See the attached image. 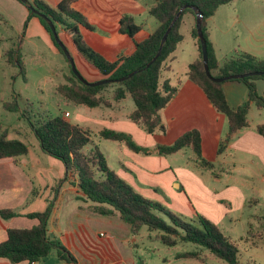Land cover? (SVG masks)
<instances>
[{
    "label": "crops",
    "instance_id": "crops-1",
    "mask_svg": "<svg viewBox=\"0 0 264 264\" xmlns=\"http://www.w3.org/2000/svg\"><path fill=\"white\" fill-rule=\"evenodd\" d=\"M43 1L52 7H56L60 2ZM155 2L156 0H74L72 7L81 13L91 26V29L80 26L85 42L94 51L115 60L119 56L130 54L134 48V40L141 41L155 28L156 25L143 30V24L136 21L142 16L148 20V10ZM0 13L4 16L0 26L4 22V27H8L9 31L14 33L12 36L0 31V61L4 59L5 53L2 43L6 42L10 49L9 42L11 43L12 37L20 39V43L25 40L30 44L38 39L54 55H60L50 33L37 17L32 16L29 19L28 26L23 32L28 8L20 1L0 0ZM123 15L131 16L135 24H141L140 31L133 37L119 30V22ZM261 26H264V21ZM207 27L209 39L218 59L240 51L264 59V36L255 38L252 47L247 45L244 47L240 43L231 45L225 44L223 39L214 34V27L210 25ZM254 33L259 32L250 31L249 36ZM59 37L72 55L78 71L87 76L89 78L87 80H100L102 78L100 73L80 56L67 34L59 30ZM191 39L195 53L192 55L189 50L190 57L184 61V68L178 70L174 65L179 61L177 53L182 40L176 46L173 59L166 63L167 68L161 74V82L168 80L169 84L176 88L172 99L159 112L164 131L158 130L150 134L132 120H127L128 113L121 117L118 114L120 102H114L111 107H104L109 109L110 113L100 112L101 119L97 122L104 124L106 129L129 133L137 144L148 148H154L158 144L170 145L183 133L197 130L201 157L211 165L201 164L192 149L184 147L168 155H146L122 148L128 160L123 161L117 169H112L109 164L108 166L144 197L152 201H161L160 203L167 208L183 216L192 217L200 214L217 224L220 230V224L228 220L232 223L233 232L236 222H241V217L234 216L233 213L244 211L248 203H252L255 209L252 211L251 219L258 224L247 223L246 231L250 239H245V243L252 250L263 248L264 137L256 131V125L264 123V119L247 117L253 113V107H256L252 104L246 116L248 126L238 130L219 150L220 143L228 131L227 119L213 107L204 91L186 75L189 63L198 55L197 46L192 37ZM59 66L62 69L65 65L60 61ZM254 82L257 92L264 95V86L260 84L264 83V80L256 79ZM222 88L232 108L238 107L248 98V88L244 82L226 80L223 81ZM65 118L69 120L68 117ZM8 137L22 140L28 145L17 133L8 131ZM87 150L89 149L86 148ZM105 158L108 163V158L106 156ZM64 172L63 163L43 153L40 147L36 150L28 145L26 155L15 159L12 157L0 159V209H9L16 213L7 219L0 216V242L6 239L7 230L10 228H30L38 224L36 218H29L27 214L41 212L46 208L51 185L61 179ZM32 174L37 179L36 184L39 187V190H35L34 198L31 193L36 187ZM159 189L168 197L167 202L160 199ZM76 194L74 186L67 182L63 183L56 199L54 213L48 221L50 233L59 238L74 255L78 264H136L138 244L135 243L139 235L134 236L129 224L117 216L91 212L87 209L91 202L78 200ZM248 258L246 264H254L253 254L248 253ZM60 263L55 250H51L45 258L34 264ZM0 264L12 263L7 258L0 257ZM19 264L28 262L22 261Z\"/></svg>",
    "mask_w": 264,
    "mask_h": 264
},
{
    "label": "trees",
    "instance_id": "trees-1",
    "mask_svg": "<svg viewBox=\"0 0 264 264\" xmlns=\"http://www.w3.org/2000/svg\"><path fill=\"white\" fill-rule=\"evenodd\" d=\"M25 6L32 5L40 13L48 17L59 30L64 31L75 45L80 56L102 76L101 79H118L127 76L132 71L136 73L123 81L107 83L98 86L83 84L71 71L69 62L62 50L54 41L53 35L45 19L34 14L28 8V15L23 25V32L28 26L29 19L37 17L44 28L50 33L52 42L62 54L69 67V74L64 76L65 82L56 86V91L66 100L89 108L99 106L111 107L114 102H120L129 96L134 103V109L128 113V118L139 125L147 133L164 131L162 119L159 115L175 94L176 88L168 80L161 82V74L167 68L166 63L173 59L176 46L183 40L182 26L187 23L184 17L192 15L195 24V9L200 10L202 16V33L206 41L208 71L214 78L261 72L262 75L248 76L237 80L244 82L248 88V98L236 108L229 106L223 88V82L211 80L205 73L200 42L195 25L189 28L197 49V57L188 65L187 77L200 87L206 94L213 107L227 119L228 131L221 141L219 150L232 138L238 130L248 126L247 113L253 104L257 108H264V95L257 92L255 80H264V59L250 53L235 52L223 59H218L214 46L209 39L207 20L214 15L221 5L233 0H156L148 13L156 21L155 28L141 41L134 40L133 51L128 55L119 56L115 60L94 51L84 40L80 26L91 29L85 17L72 7L74 0H60L56 7H52L43 0H18ZM179 18L172 26L163 44L159 57L148 67H145L157 52L161 37L175 14L183 7ZM195 9H193V8ZM4 16L0 13V21ZM120 32L133 37L141 29L135 24L131 16L123 15L120 19ZM20 44V41H19ZM20 47L8 49L6 61L15 63L25 79V72L19 57ZM3 108L11 112L19 110L18 101L3 102ZM33 132L39 142L41 151L59 159L65 168L64 176L51 187L54 195L47 199L46 208L41 212L27 214L29 218H36L38 224L30 228H10L6 239L0 242V257L7 258L12 264L27 261L33 264L45 258L51 250H55L60 264H78L74 255L54 235L51 237L48 221L60 189L64 182L76 188V198L83 202L90 201L87 206L91 212L101 215H114L129 224L134 236L146 227L156 232L158 239L167 247H175L182 243H190L197 248H206L216 257L228 264H242L239 260L238 242L226 236L219 226L204 216L197 214L195 219L188 220L180 213L174 212L158 201H152L137 192L127 181L112 170L103 153L95 146L86 151L90 142L89 133L81 126L74 124L61 115L38 119L30 122ZM256 131L264 137V123L256 125ZM100 137L124 143L131 151L141 154L168 155L189 147L195 153L197 160L203 165L211 164L201 157L200 137L197 130H189L170 144L156 145L154 148L143 147L136 143L129 133L102 129ZM28 153V145L19 139L8 137V130L0 121V159L6 157L17 158ZM36 191H32L31 196ZM31 199V197H30ZM16 213L9 209H0L2 218H10ZM137 245V243H135ZM199 250H188L177 254L181 258H199ZM137 257L136 264H145Z\"/></svg>",
    "mask_w": 264,
    "mask_h": 264
},
{
    "label": "rangeland",
    "instance_id": "rangeland-1",
    "mask_svg": "<svg viewBox=\"0 0 264 264\" xmlns=\"http://www.w3.org/2000/svg\"><path fill=\"white\" fill-rule=\"evenodd\" d=\"M149 19L145 20V16L137 18V22L143 24V30L148 27H154L156 21L153 17L148 15ZM186 26L189 28L194 24L192 15L184 17ZM264 21V0H233L227 4L218 7L217 12L213 18L208 19V25L214 27V34L223 39L226 44L234 45L240 43L252 47L255 44V38L264 36V26H261ZM0 31L4 34H14L9 31L8 27H4V22L1 23ZM138 24V25H141ZM182 26L181 32L184 36L183 41L179 45L178 58L179 61L174 65L178 70L184 68V61L190 57L189 50L192 55L195 49L192 45V39L188 32V27ZM258 31L249 36L250 31ZM263 30V33H262ZM13 36V35H12ZM20 39L12 37L9 47H20L19 57L25 72V79L23 78L20 68L15 63H8L6 55L0 61V121L3 126L11 133H17L30 145L33 149L39 150V142L33 132L30 122L36 123L38 119L45 120L49 117L61 115L68 117L71 122L81 126L90 135V142L87 149L97 147L103 155L108 158V164L112 169H117L121 166L123 161L128 160L123 153L122 148H127L124 143L104 139L99 135V131L106 129L102 123L97 122L100 118V112L104 111L108 114L109 109L104 107L89 108L85 105L75 104L66 100L56 91V86L65 82L64 76L69 74V67L62 56L54 55L49 48L36 39L33 44L23 41L19 44ZM5 52L8 49L6 42L2 43ZM193 57V56H192ZM60 61L64 63V67L60 69ZM81 73V72H80ZM82 74V73H81ZM83 76V74H82ZM84 79H89L83 76ZM90 81V80H87ZM263 84L264 83H260ZM261 92V90H259ZM16 99L18 101L19 110L11 112L3 108V102ZM121 117L123 114L130 113L134 109V103L129 96H126L120 101ZM103 109V110H102ZM259 114L261 116H259ZM129 115V114H128ZM249 119H264V108L257 109L253 107V113ZM130 121L129 118L126 117ZM139 126V125H138ZM41 150V149H40ZM35 182V189L39 190L36 184L37 179L34 174L31 175ZM59 181L56 180L51 186L54 187ZM160 190V189H159ZM160 199L165 202L168 197L162 192ZM54 192L50 189V197L52 199ZM164 195V196H162ZM35 195L33 196V198ZM251 201V200H250ZM161 202V201H159ZM46 202V206H47ZM57 202H54L52 213ZM246 209L235 211L234 216H240L241 222H236L233 232L232 223L228 220L220 224L223 233L235 239L239 244V260L246 264L248 253L253 254L254 264H264V246L258 249H250L246 246V240L250 239L249 233L246 231L248 225H257L258 222L251 219L252 211L255 209L252 203H248ZM52 213L50 217L52 216ZM188 220L195 219V216L187 217ZM50 219V218H49ZM248 221V222H247ZM235 222V221H234ZM233 222V223H234ZM51 224V223H50ZM51 234V233H50ZM138 247L136 248L138 257L143 260L145 264H228L227 262L216 257L206 248H197L190 243H182L175 247H167L156 236V232L149 231L146 227L140 230L137 238ZM199 250V258H181L177 254L188 250ZM53 252V251H52Z\"/></svg>",
    "mask_w": 264,
    "mask_h": 264
},
{
    "label": "water",
    "instance_id": "water-1",
    "mask_svg": "<svg viewBox=\"0 0 264 264\" xmlns=\"http://www.w3.org/2000/svg\"><path fill=\"white\" fill-rule=\"evenodd\" d=\"M188 6L185 5L183 6L173 17V19L171 20V22L169 23L168 27L166 28L165 32L163 33L157 52H155V55L152 57V59L147 62L145 67L150 66L160 55L162 47L167 36L168 33L170 32L172 26L174 25V23L176 22V20L179 18L181 11L185 8H187ZM28 8L36 15L42 17L43 19L46 20L50 31L53 35L54 41L56 42V44L58 45V47L62 50L63 54L65 55V57L67 58L71 71L73 72V74L83 83L89 86H98V85H102V84H107V83H116V82H120L125 80L126 78L132 76V74L136 73V71H132L131 73H129L127 76L118 78V79H109V78H105V79H100L97 81H87L86 79L83 78V76L80 74V72L78 71L74 59L72 57V55L70 54L68 48L66 47V45L64 44V42L60 39L56 28L54 26V24L51 22V20L46 17L44 14L40 13L38 10H36L32 5H29ZM193 8V7H192ZM195 9V8H193ZM202 12L200 10L195 9V28H196V32H197V36L200 42V48H201V55H202V61H203V66H204V70L206 75L213 81L215 82H223L229 79H238V78H243V77H248V76H255V75H262L261 72H248V73H244V74H238V75H231V76H227V77H221V78H214L211 76L210 72L208 71V57H207V48H206V41L205 38L203 36L202 33ZM53 236V234H51V237Z\"/></svg>",
    "mask_w": 264,
    "mask_h": 264
},
{
    "label": "built area",
    "instance_id": "built-area-1",
    "mask_svg": "<svg viewBox=\"0 0 264 264\" xmlns=\"http://www.w3.org/2000/svg\"><path fill=\"white\" fill-rule=\"evenodd\" d=\"M34 264V263H33Z\"/></svg>",
    "mask_w": 264,
    "mask_h": 264
}]
</instances>
